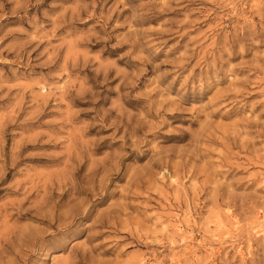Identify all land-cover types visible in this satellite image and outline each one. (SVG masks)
I'll return each instance as SVG.
<instances>
[{
  "label": "rangeland",
  "instance_id": "rangeland-1",
  "mask_svg": "<svg viewBox=\"0 0 264 264\" xmlns=\"http://www.w3.org/2000/svg\"><path fill=\"white\" fill-rule=\"evenodd\" d=\"M0 264H264V0H0Z\"/></svg>",
  "mask_w": 264,
  "mask_h": 264
}]
</instances>
